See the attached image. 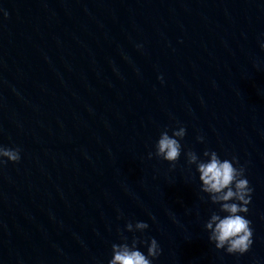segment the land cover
I'll return each instance as SVG.
<instances>
[{"label": "water", "instance_id": "obj_1", "mask_svg": "<svg viewBox=\"0 0 264 264\" xmlns=\"http://www.w3.org/2000/svg\"><path fill=\"white\" fill-rule=\"evenodd\" d=\"M261 43L264 0H0V264H108L121 236L152 264H264ZM181 126L173 167L154 146ZM189 150L244 167L245 253L209 242Z\"/></svg>", "mask_w": 264, "mask_h": 264}, {"label": "clouds", "instance_id": "obj_2", "mask_svg": "<svg viewBox=\"0 0 264 264\" xmlns=\"http://www.w3.org/2000/svg\"><path fill=\"white\" fill-rule=\"evenodd\" d=\"M4 15L6 17L7 12ZM260 47L264 49V43H261ZM184 136L185 128L182 126L173 130L171 136L167 129L162 131L154 146L155 156L175 167V162L181 155L179 139ZM197 140L202 142L203 137L198 136ZM19 151L18 148L0 146V157L6 158L7 162H18ZM152 155L153 153L149 152L148 157L151 158ZM184 155L189 165L196 166L200 191L208 195L212 204L219 205L218 211L212 212L204 224L209 233V242L214 243L216 249H224L228 254L245 253L253 243L252 229L251 222L240 213H247L246 206L250 203L253 190L244 176V167L235 166L238 163L236 157L221 160L215 151H204L206 160H201L191 150ZM4 163L5 160L0 159V165ZM147 228L148 224L143 221L135 224L129 221L125 224V230L128 232L143 231ZM121 240L124 242L112 244V255L108 264H152V260L160 255L161 249L155 238L140 240L133 237L131 244L127 242V237L121 236ZM138 244L146 245V254L138 249Z\"/></svg>", "mask_w": 264, "mask_h": 264}]
</instances>
